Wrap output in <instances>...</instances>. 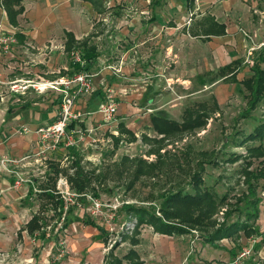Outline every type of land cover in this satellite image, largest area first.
Instances as JSON below:
<instances>
[{"label":"rangeland","instance_id":"rangeland-1","mask_svg":"<svg viewBox=\"0 0 264 264\" xmlns=\"http://www.w3.org/2000/svg\"><path fill=\"white\" fill-rule=\"evenodd\" d=\"M97 5L98 9L88 0H40V23L58 24L50 30L52 35L40 41H20L16 34L15 56L1 49L5 68H18L22 62L29 70L27 78H56L72 58L65 51L62 32V26L70 21L68 25L81 28L79 36L90 33L91 42L98 47L99 60L90 72L92 83L105 95L101 102L113 95L118 114L108 123L99 112L101 102L98 107H89L86 102L91 95L77 98L74 109L82 116L76 126L84 132L77 147L83 166L95 170L99 177L81 200L65 173L58 176L57 188L67 205L62 217L45 197L33 195L27 205L19 197L27 194L31 184L35 190L38 184H52L51 162H60L63 168L70 166L64 145L38 150L36 144L10 165L2 161L7 154L0 155V170H5L0 171V264H109L112 255L124 258L122 264H138V260L141 264H264V155L249 151L264 144V138L244 141L264 122V98L249 117L241 116L248 90L241 82L226 83L219 73V67L240 59L244 67L239 79L253 74L251 66L264 47V0H195L191 8L188 0H98ZM0 9L1 31L17 33L19 29L6 23L2 4ZM206 13L227 24V35L206 41L184 28L194 22L198 28V19ZM19 50L25 54L23 58ZM112 80L115 88L108 85ZM4 90H0V99L5 95L6 101L9 92ZM30 90L23 100L40 101L32 123L51 124L62 110L63 96L57 90L39 94ZM137 90L145 91V97L136 98ZM7 102L12 104L11 99ZM196 103L209 108L206 127L166 139L160 149L164 161L160 169L132 184L130 169L126 168L136 166L131 162L125 165L123 157L129 156L135 164L136 158L148 163L159 159L157 154H149L151 148L161 147V143L151 141L158 136L151 128L152 114L182 121L185 109ZM121 122L136 137L125 134L116 146L114 136H120ZM24 127L30 128L23 126L20 132L27 133ZM68 135L75 139L78 134ZM246 169L255 175L251 182L258 206L251 202L254 195L249 193ZM94 189L97 196L92 194ZM178 190L182 200L167 202ZM127 205L150 208L182 231L161 234L149 223L138 224L137 217L125 209ZM256 210L259 215L253 217ZM35 214L40 215L41 227L32 233L27 224ZM251 215L252 229L247 232L209 240L223 224L246 221ZM86 220L105 228L106 241ZM259 243L262 245L257 249ZM245 247H252V252L242 256ZM131 249L137 256L128 259Z\"/></svg>","mask_w":264,"mask_h":264},{"label":"trees","instance_id":"trees-1","mask_svg":"<svg viewBox=\"0 0 264 264\" xmlns=\"http://www.w3.org/2000/svg\"><path fill=\"white\" fill-rule=\"evenodd\" d=\"M98 0H91L92 4L96 9H98L97 5ZM158 1V3L161 0H153ZM190 8L194 6L195 0H188ZM16 3H20V0H4L2 2L0 0V4L4 5V8L8 11L10 20L16 24L17 20V14L18 12H22L23 8L20 7L19 9H13V5ZM227 26L225 23L219 22L216 20V18L211 14L204 15L200 21H199V27L197 29L193 28L192 34L197 36H202L204 39H209L212 36H220L225 35L227 33ZM66 42H65V50L66 52L72 56L71 61L69 63V74H74L80 71H88L91 72L94 62L97 60L99 56V50L98 47L91 42V35H88L82 39H77L75 34L72 31H66ZM259 59H257L254 64L251 66V70L253 71V74L250 77H247L243 80L238 79V73L242 71L243 69V60L237 59L230 63L225 64L219 69V73L223 76V80L226 82L231 83H239L241 82L244 87L248 90L247 95V104L246 107L243 109L241 116L243 117H249L251 115V112L255 110L261 100L264 98V66L261 65L262 62H264V47L260 52ZM66 73V72H62ZM104 93L101 90H96L91 95V99L95 102L96 100H104ZM209 108H207L202 103L200 104H194L193 106L187 107L183 114V120L177 121L173 120L167 116H164L162 114H153L151 117L152 120V130L157 133L158 136L153 137L154 139L151 141L155 143H161V147L159 148H151L149 150V154H157L158 155V162L152 163L144 158H136L137 164H135L134 160H132L129 156H125L122 159V162L128 163L131 162L132 166L135 165L136 167H127L130 169V174L132 175L131 183L134 184L142 175L147 174H154L157 170L160 169L161 162H164L162 159L163 154L160 152V149L163 148L164 145H166L165 140L170 139L171 137H182L186 132H194L196 130H199L201 128L206 127L208 124V120L210 118V112L208 111ZM55 116H52V120ZM56 119V118H55ZM54 119V120H55ZM51 120V122H52ZM53 120V121H54ZM78 122L74 121L70 124L71 128L76 127ZM120 127V136H114L116 141V146L119 145V142L123 135L129 134L131 135L132 139L135 138V133L127 128L125 123L121 122L119 123ZM145 139H148V136H144ZM263 139L264 138V122L259 124L254 128L253 131H251L246 137L244 141H249L250 139ZM165 143V144H164ZM67 150V157L70 159V166L67 168L61 167L60 162H51V167L54 170V176H50V179L52 180V184H38L37 189L35 190L34 185H30L29 192L27 197L25 198V205L30 203V197L33 195H38V197L42 196L43 198H47V202L51 203L55 207V211L57 214L62 217V213H64V208L67 206L66 201L63 198V196L60 194L59 189L57 188V180L58 176L60 174L65 173V176L67 177V180L70 184V188L73 189L79 199L84 200L88 193L93 188V181L94 178H98L99 176H96L95 170H87L83 164H82V157L81 152L79 151L77 146H68L66 147ZM252 153H258L260 155H264V144L261 143L258 146L253 147L249 150ZM263 163L264 169V159L261 161ZM203 169V167H202ZM258 171V175H261L263 170ZM246 178L249 179V187L251 188L249 193H252L254 195L253 200V206H258L259 198L256 196V188H254V185L251 182V178H253L255 175L251 172H249L247 169L245 170ZM250 173V176L248 175ZM264 173V171H263ZM36 180V179H35ZM37 181V180H36ZM31 182H34V180H31ZM198 185V184H196ZM38 192V193H36ZM41 193V194H40ZM92 194L97 196V191L94 189L92 191ZM173 195V196H172ZM182 195V191L178 190L175 194H171L169 198H167V202L170 201L171 204L176 203ZM184 196V195H183ZM178 200H177V199ZM186 198V197H185ZM78 199V198H77ZM126 210L130 211V213L134 214L138 219L139 223H149L151 224L155 231L161 234H170L174 235L176 231L179 230L182 231V228H179L176 224L166 220L160 215H157L154 210H151L150 208L141 206L137 207L134 205H127ZM72 211V210H71ZM164 214L168 217H171L169 214H171L168 211H165ZM231 212L228 213V216H231ZM253 217H257L259 214L256 210V212H252ZM252 215L245 221L241 220H235L232 223H226L223 224L221 227H219L215 232H213L209 236V240L214 242L216 240L225 238V237H232L235 234H237L239 231H245L247 232L248 229H252V225L249 223V219L252 218ZM40 222V215H34L30 222L27 224L28 228L30 226L31 232H35V230L38 227H41ZM67 223H71V221ZM86 224L92 225L94 227H97L101 231V237L105 238L104 241H106L107 238V232L103 226H100L99 224H96L93 220H86ZM70 225V224H69ZM68 225V226H69ZM106 236H104V235ZM45 234V239H46ZM263 244H264V238H263ZM138 239L134 240V243H137ZM262 245V243H259L257 245V249ZM113 253V252H111ZM126 258H132L137 256L135 253V250L131 249ZM109 258V257H108ZM109 264H122L124 258H118L116 255H112V258H109ZM138 264H141V261H137Z\"/></svg>","mask_w":264,"mask_h":264},{"label":"crops","instance_id":"crops-1","mask_svg":"<svg viewBox=\"0 0 264 264\" xmlns=\"http://www.w3.org/2000/svg\"><path fill=\"white\" fill-rule=\"evenodd\" d=\"M1 1L4 2V0H1ZM88 1L92 4L91 0H88ZM12 7H13V9H16V10L19 9L20 7L23 8V11L22 12H18V14H17V17H16L17 22H16V24L13 23L10 20L8 11L6 9H4L6 11L5 15H7V17H8V20L6 21V23L12 25L14 28L19 29L16 34L18 35L20 41H23V39H29V40L30 39L31 40L35 39V40L40 41V39L44 40L46 38H49L48 36L52 35V33H50V30L51 29L53 30L54 27L56 25H58L56 22L55 23H53V22H48V23L41 22L40 23V0H34V3H29L28 1L20 0V3H16ZM2 13H3V11L0 9V15ZM206 14H209V13H206ZM206 14H204V15H206ZM211 15H213V14H211ZM193 16L191 17L192 20L194 19V17L196 15L194 17ZM203 16H200V18L198 20H200L201 17H203ZM213 16L216 18V20H218L219 22H222L215 15H213ZM61 20H65V19H61ZM54 21H56V20H54ZM27 22H29V23H27ZM70 23L71 22L68 21V23L66 24L67 26H62V32H63V34L65 36V38H64L65 42H66V39H67L66 31H72L75 34L77 39H82V38H84V37H86L88 35H91L89 33V34H87V35H85L83 37L79 36V32L81 31V28H76L74 25H71V26L68 25ZM194 23H192V25L188 26L187 28H186V26H187L186 25L184 28L193 37H198V38L204 39V37H202V36L193 35L192 31H190L193 28L197 29V27L193 26ZM222 23H225V22H222ZM63 25H65V24H63ZM226 26H227V24H226ZM58 28H60V26H58L55 30H57ZM175 29H177V27H175ZM245 32L247 33V31H245ZM227 33H228V31H227ZM227 33L225 35H227ZM225 35L214 36V37H222V36H225ZM250 36L251 37H249V38L251 40H253L254 36L253 35H250ZM211 38H209L208 40L210 41ZM91 39H92V36H91ZM204 40L208 41L207 39H204ZM64 45H65V43H64ZM16 46L17 45H15V48H14L13 51L16 50ZM19 46H22V44L19 45ZM20 51L21 50H19L18 52H20ZM15 52H17V51H15ZM15 52L13 53L11 51V54H8V55L15 56ZM21 53H22L21 56L18 54L17 57L20 56V58H23V56H25V54H23L22 51H21ZM99 56H100V52H99ZM99 56H98L97 60L94 62V65H95V63H98ZM1 57L2 56H0V59H1ZM230 62H232V61H230ZM230 62H227V63H230ZM19 63L20 64H18L19 65L18 68L11 69V68H5L4 67V65H5L4 64V57H3V60H0V69L3 71L4 76L6 77V79L16 80V79H20V78H27L25 73H28L29 70H27V69H25L23 67L24 63H22V62H19ZM13 64H14V62H11V65H13ZM221 67H219V69ZM4 68L6 69L5 71H4ZM69 68H70L69 65H68V67L62 68L61 71H60L61 73L59 74V76L60 75H65V74L66 75H70L69 71H68ZM62 72H66V73H62ZM241 72L242 71H240L238 73V75ZM111 73L113 74L115 72H113L111 70ZM112 77L113 76H111V78ZM238 79H239V77H238ZM226 83H231V82H226ZM108 85L113 86V88H115L114 86H117L115 80H112L111 82H109ZM137 93L138 94L136 95V98L141 99V98L145 97V91L137 90ZM9 99H11V103H12L10 105H8V102H7ZM19 99L23 100L24 99V95H22L20 93H16V92H9L6 101H1V99H0V155L7 154V155H10V156H14V157L19 158V157H22V156L30 153V149L34 148L35 145L37 144L36 143V139H37L36 129L40 126V122L32 123V120L34 119V114H36V113H33V112H34V110L36 108L39 107L40 101H38V102L35 101V100L34 101L33 100L29 101V100L25 99V100H23L24 102H17L16 104H13V101L19 100ZM215 100H216V104H217L218 103L217 99L215 98ZM101 101L102 100L98 99V100H96L94 102L91 99V97H90L87 100V102H86V106L88 105L89 107H93V106L98 107V105H99V103ZM196 104H199V103H196ZM95 116L101 118V116L99 114H96ZM37 117H39V115H36V118ZM26 125H28L30 128H32V131H30L27 134H24V133L20 132L21 131L20 129L23 126H26ZM0 171H5V170H0ZM3 186L7 187L6 184H3ZM28 192H29V189H28ZM28 192H27V194L25 196H23L22 194L20 195L19 198H20L21 202H23V203L25 202L24 200L27 197Z\"/></svg>","mask_w":264,"mask_h":264},{"label":"built area","instance_id":"built-area-1","mask_svg":"<svg viewBox=\"0 0 264 264\" xmlns=\"http://www.w3.org/2000/svg\"><path fill=\"white\" fill-rule=\"evenodd\" d=\"M1 25V23H0ZM15 43H17L16 33L6 34L1 31L0 26V52L1 49L6 51H13L15 48ZM92 73L88 71H80L70 75H61L52 79H45L43 77L39 78H20L16 80H7L0 69V90L6 89L7 92H16L25 95L30 89L37 91L38 93H44L47 90H57L63 96L62 100V110L57 115L55 121L51 124L40 125L36 129L37 133V144L38 150L45 149L47 146L52 145L53 149H58L60 146H77L78 141L83 136L82 128H71L70 124L74 121L79 122L82 112L80 110H75L74 105L79 96L82 95H92L96 91L92 83ZM2 88V89H1ZM5 91V90H4ZM4 96L2 95L1 101H4ZM112 94L107 97V101H103L99 105V112L102 118L106 122H112L116 119L118 114V104L112 99ZM24 131L29 133L32 131L28 127H24ZM73 132L78 134L75 139L69 137L68 133ZM24 133V134H27ZM68 138V140H67ZM155 154L152 155V157ZM152 157H147L148 159H153ZM18 158L13 156L5 155L2 159L3 162L9 164H15ZM252 247H245L243 249L242 256L250 254L252 252Z\"/></svg>","mask_w":264,"mask_h":264}]
</instances>
